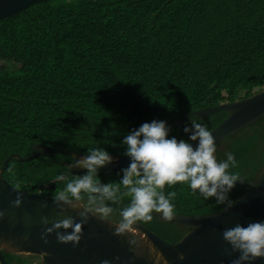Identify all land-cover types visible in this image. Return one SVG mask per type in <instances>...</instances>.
<instances>
[{"label": "trees", "instance_id": "1", "mask_svg": "<svg viewBox=\"0 0 264 264\" xmlns=\"http://www.w3.org/2000/svg\"><path fill=\"white\" fill-rule=\"evenodd\" d=\"M0 166L10 153L27 156L49 145L86 154L92 147L124 155L123 137L142 123L182 116L170 136L196 119L209 130L225 111L197 118L191 112L245 98L264 88V0H44L0 21ZM243 92L242 96L239 94ZM232 152L240 175L228 197L235 200L264 164V117L217 147ZM47 152L11 158L2 176L17 188L52 195L69 172ZM120 169H100L102 183H118ZM175 193V215H203L224 208L186 184ZM130 196L121 186L114 212ZM140 221L176 242L185 229L161 220ZM6 261L21 256L3 253Z\"/></svg>", "mask_w": 264, "mask_h": 264}, {"label": "water", "instance_id": "2", "mask_svg": "<svg viewBox=\"0 0 264 264\" xmlns=\"http://www.w3.org/2000/svg\"><path fill=\"white\" fill-rule=\"evenodd\" d=\"M40 1L44 0H0V21ZM219 111H225L226 116L209 130L217 147L228 135H233L264 117V88L248 97L202 107L191 114L203 118ZM182 122L184 120L179 116L167 123V126L173 128ZM192 143L195 147L196 142ZM47 152H57L72 159L85 155L44 145L27 156L10 153L4 158L0 166V213L3 214L0 216V264H13L4 259L3 253L36 257L37 261L31 264H101L104 260L109 264H232L239 253L231 251L230 245L222 238V232L237 223L246 226L250 222L264 220L263 164L244 191L233 201V205L227 209L222 208L203 215L176 214L171 220L162 219L159 213L155 214L161 220L185 229L176 242L165 240L141 222H137L130 232L119 234L115 231L118 221L111 218L100 219L89 214L87 222L82 225L80 240L75 246L71 242H58L55 231L46 236L45 243L41 239L45 227H51L54 221L68 216L78 222L80 217L77 213L81 209L64 206L63 213H60L52 195L17 188L2 173L11 158L25 161ZM111 156L113 162L101 169L126 168L130 163L125 155ZM60 162L68 167L69 161ZM71 171L86 170L77 168ZM17 195L21 197V202L19 206H13L12 201ZM41 217L47 218V225L41 223ZM130 240H135L136 243L130 245ZM157 255L162 259L157 260ZM179 255H183L184 259L179 260ZM253 264H264V258H258Z\"/></svg>", "mask_w": 264, "mask_h": 264}, {"label": "clouds", "instance_id": "3", "mask_svg": "<svg viewBox=\"0 0 264 264\" xmlns=\"http://www.w3.org/2000/svg\"><path fill=\"white\" fill-rule=\"evenodd\" d=\"M182 130L187 134V139L178 140L169 135L171 129L166 121L154 119L129 131L120 143L130 163L120 169L118 183H102L99 178V170L113 162L105 148L92 147L79 159L70 158L69 172L77 168L86 171L82 175H73L71 179L64 173L57 175L55 180L64 182V186L52 199L60 213H63L64 206L81 209L77 213L80 220L77 222L68 216L54 221L51 227L44 228L41 239L47 243L46 236L55 231L58 242H71L75 246L89 214L100 219L112 217V205L120 199L121 186L130 196V201L119 210L120 219L115 227L119 234L130 232L137 222L151 221L152 213H159L165 220L175 216V205L171 202L175 193L169 191L165 195L166 185L186 184L192 194H198L204 200L212 198L225 209L231 207L234 202L228 194L241 181L238 173L229 171L237 167L234 154L227 152L225 159H218L214 137L207 126L196 119L188 118ZM192 142H196L195 147ZM20 202L21 197L17 195L12 204L19 206ZM41 223L47 225V218L41 217ZM60 229L65 231H58ZM69 229L70 232L67 231ZM222 238L230 245L232 252L239 253L232 264H253L258 258H264V220L250 222L246 226L237 223L225 229ZM135 243V240L129 241L130 245ZM177 258L184 259L183 255ZM156 259L162 257L157 255ZM101 264L109 262L104 260Z\"/></svg>", "mask_w": 264, "mask_h": 264}, {"label": "rangeland", "instance_id": "4", "mask_svg": "<svg viewBox=\"0 0 264 264\" xmlns=\"http://www.w3.org/2000/svg\"><path fill=\"white\" fill-rule=\"evenodd\" d=\"M0 64H5L7 67L9 68H15L16 65L13 64V63H10V62H4V61H0ZM243 95V92H241L239 94V96H242ZM240 98V97H239ZM112 220L114 221H118L120 219L119 215L113 213L112 217H111ZM23 258V257H22ZM37 261V258L36 257H24L21 262L18 261V258H12L10 260V263H13V264H31L33 262Z\"/></svg>", "mask_w": 264, "mask_h": 264}]
</instances>
